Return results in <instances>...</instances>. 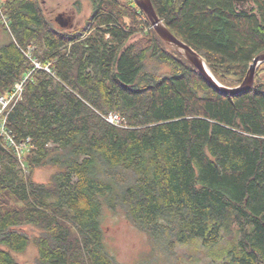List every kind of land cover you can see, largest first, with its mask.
Returning a JSON list of instances; mask_svg holds the SVG:
<instances>
[{"label":"trees","instance_id":"trees-1","mask_svg":"<svg viewBox=\"0 0 264 264\" xmlns=\"http://www.w3.org/2000/svg\"><path fill=\"white\" fill-rule=\"evenodd\" d=\"M90 1L83 27L62 26L41 0L0 4V94L32 72L7 126L33 146L24 168L0 137V264H21L30 246L36 264H118L105 210L154 248L200 243L213 264H264V63L249 92L222 95L134 0ZM152 3L225 87L264 54V0ZM111 112L124 127L103 118ZM38 169L53 170L47 183Z\"/></svg>","mask_w":264,"mask_h":264},{"label":"rangeland","instance_id":"rangeland-1","mask_svg":"<svg viewBox=\"0 0 264 264\" xmlns=\"http://www.w3.org/2000/svg\"><path fill=\"white\" fill-rule=\"evenodd\" d=\"M119 1L126 3L127 0ZM41 3L50 18L55 20L61 15L65 19L69 18L74 27H83L93 12L90 0H41ZM0 24L1 45L8 36L3 21ZM138 38L139 36H136L134 40ZM41 66V69L47 71V66ZM53 173L52 169H38L33 178L36 182L47 183ZM103 227L106 231L105 249L118 264H213L210 250L200 243L182 246L159 243V246L154 248L148 234L131 223L121 211L105 210ZM23 231L31 236L38 233L32 227H25ZM220 248L217 246L215 250ZM37 256V249L30 246L24 254L16 255V259L21 264H36Z\"/></svg>","mask_w":264,"mask_h":264},{"label":"water","instance_id":"water-1","mask_svg":"<svg viewBox=\"0 0 264 264\" xmlns=\"http://www.w3.org/2000/svg\"><path fill=\"white\" fill-rule=\"evenodd\" d=\"M139 9L147 16L157 35L174 51L181 54L189 63H191L202 75L204 80L218 93L226 96H239L244 92H249L255 83L258 68L264 63V54L257 56L250 65L248 74L244 82L236 88H228L221 85L213 76L204 59L190 46L178 39L164 24L158 16L152 0H134ZM242 1V0H236ZM56 22L66 26L63 22V16H58Z\"/></svg>","mask_w":264,"mask_h":264},{"label":"built area","instance_id":"built-area-1","mask_svg":"<svg viewBox=\"0 0 264 264\" xmlns=\"http://www.w3.org/2000/svg\"><path fill=\"white\" fill-rule=\"evenodd\" d=\"M2 1L1 0L0 4ZM4 24L8 26L7 20H3ZM34 63V70L41 69V63L38 59H32ZM50 71L49 67L46 68ZM32 72L16 82L12 90L6 94H0V137L12 149L18 161L25 168L26 154L33 148L32 140L29 138L22 142H17L8 130V116L12 109L23 100L26 85L31 78ZM103 118L110 124L117 127H124L125 120L117 112H111Z\"/></svg>","mask_w":264,"mask_h":264},{"label":"flooded vegetation","instance_id":"flooded-vegetation-1","mask_svg":"<svg viewBox=\"0 0 264 264\" xmlns=\"http://www.w3.org/2000/svg\"><path fill=\"white\" fill-rule=\"evenodd\" d=\"M67 19H69V18H67ZM67 19H65L66 20V23H69L70 22V19L69 20H67ZM56 20V19H55Z\"/></svg>","mask_w":264,"mask_h":264}]
</instances>
